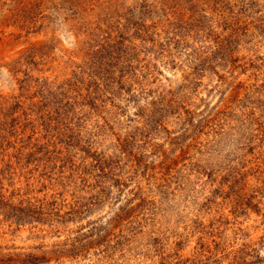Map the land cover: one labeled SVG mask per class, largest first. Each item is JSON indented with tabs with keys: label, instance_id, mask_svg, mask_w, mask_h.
<instances>
[{
	"label": "rangeland",
	"instance_id": "1",
	"mask_svg": "<svg viewBox=\"0 0 264 264\" xmlns=\"http://www.w3.org/2000/svg\"><path fill=\"white\" fill-rule=\"evenodd\" d=\"M0 264H264V0H0Z\"/></svg>",
	"mask_w": 264,
	"mask_h": 264
}]
</instances>
